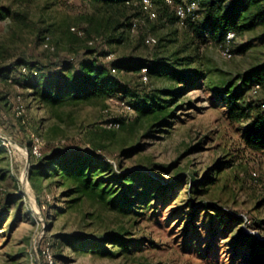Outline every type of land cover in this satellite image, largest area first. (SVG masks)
Listing matches in <instances>:
<instances>
[{"label": "rangeland", "instance_id": "rangeland-1", "mask_svg": "<svg viewBox=\"0 0 264 264\" xmlns=\"http://www.w3.org/2000/svg\"><path fill=\"white\" fill-rule=\"evenodd\" d=\"M155 6L158 18L150 20L93 0H0L9 10L0 20V131L12 145L11 153L0 142V264H35L46 241L55 264H264V150L245 145L250 120L232 117L229 104L238 93L253 112L264 100V90L255 95L240 85L249 68L264 63V25L237 33L234 56L226 58L205 27H184L171 8L159 0ZM132 17L140 21L136 32ZM47 35L53 50L42 45ZM147 36L158 43L146 45ZM93 48L113 53L111 62L163 58L194 87L111 70L133 108L124 112L117 97L53 102L73 96L58 93L77 73L73 67L36 77L19 72L20 60L106 63ZM155 89L173 93L165 97L169 107L146 114L143 98ZM112 120L121 126L109 127ZM34 136L43 139L42 157L104 154L107 162L85 169L99 187H85L78 165L68 172L63 162L57 174L44 158L28 156Z\"/></svg>", "mask_w": 264, "mask_h": 264}, {"label": "trees", "instance_id": "trees-1", "mask_svg": "<svg viewBox=\"0 0 264 264\" xmlns=\"http://www.w3.org/2000/svg\"><path fill=\"white\" fill-rule=\"evenodd\" d=\"M96 3L104 6H125L139 10L142 14L140 5L130 4L132 0H93ZM156 3L157 0H153ZM183 0H174V2H181ZM201 4V17L196 21L187 20L184 27L199 26L205 27L217 41L223 42L227 33L230 31L241 33L247 30H252L260 25H264V0H198ZM169 9L172 7L168 5L165 0H159ZM8 13L6 8L0 9V20L4 18V13ZM173 13V10H172ZM175 16V14L173 13ZM135 17H132L129 22ZM177 19V17L175 16ZM203 20V21H202ZM178 21V19H177ZM203 23V24H202ZM72 31V30H71ZM74 33V32H73ZM99 36V35H98ZM92 48V47H91ZM94 55L99 57L105 56L108 52L99 51V48L90 49ZM235 50H233V53ZM27 67V72H22L21 68ZM75 68L77 73L69 78L67 86H61L58 93L74 90L73 96L70 98H54L53 102H84L90 99H101L106 97L123 98V94L127 92L125 86L119 83L116 78L111 75L112 68H122L127 72L138 73L141 79V70L146 68L148 75L165 76L178 83L185 84V87H194L190 83V76L183 70L175 66L174 63H169L163 58L155 57L151 60H143L138 62L125 63L122 60H114L110 64L100 63L97 58L90 62L85 59L81 60H62L45 64L40 61H23L18 62L19 72L23 76L36 77L41 73H62L68 71L69 68ZM1 78V74H0ZM7 81L15 80L12 76L7 77ZM255 84L261 85V90H264V63L251 67L244 74L240 85L244 89H251ZM184 89V88H183ZM183 89L174 93L178 96ZM164 90L155 89L143 98L142 110L146 114L160 113L167 109L165 97L173 94ZM233 100L229 99L231 105V115L237 120L249 119V123L244 129L242 138L246 146L261 151L264 150V100H259L257 106L251 111V106L244 107L240 104L241 97L239 94H233ZM121 122V121H120ZM122 124V122H121ZM77 150H75L76 152ZM74 150L55 151L48 156H43L44 167L53 169L54 172L61 173L63 162L66 163V171L71 172L73 167L78 165V170L75 172L77 178L81 179L86 188L99 187L98 184L93 183L90 177L85 176V169L87 165L91 168L93 165H101L107 162L104 154L95 150L93 153L87 154L85 152H76ZM89 168V169H90ZM91 171V170H90ZM126 180H130L126 178ZM132 180V179H131ZM210 183V182H209ZM196 186H198L196 184ZM113 242H120L121 238H111ZM254 264H257L254 262Z\"/></svg>", "mask_w": 264, "mask_h": 264}, {"label": "built area", "instance_id": "built-area-1", "mask_svg": "<svg viewBox=\"0 0 264 264\" xmlns=\"http://www.w3.org/2000/svg\"><path fill=\"white\" fill-rule=\"evenodd\" d=\"M165 2L172 7L173 13L178 19V23L184 26L187 20L196 21L201 17V4L198 0H183L181 2H174V0H165ZM130 4L140 5L142 13L150 20H156L158 18V12L156 10V6L153 0H132L129 2ZM138 18H133L131 21L130 30L131 32H136L140 23ZM72 31L77 32L76 27L71 28ZM82 33V32H80ZM236 38V34L233 31L227 33L224 41L222 42V53L226 58H232L234 56V41ZM95 40H90L89 44L93 45ZM145 43L148 46H153L158 43V39L155 36H147L145 38ZM42 45L46 49L53 50L54 47L51 44L50 36H45L42 42ZM114 54L108 53L103 56V59L106 63H110L113 59ZM22 72H27V67L23 66L21 68ZM112 71L115 73L117 71L116 68H112ZM149 75L146 68H142L141 70V80L143 83H147L149 81ZM261 90L260 84H255L252 88L253 94H258ZM115 103L118 104L124 112H131L133 110L132 105L122 98L117 97ZM15 112L18 117L25 116L26 107L23 103L19 102L15 105ZM121 126L120 120H112L109 122V127L118 128ZM0 142L2 145L7 147L9 151L12 153V145L9 139L0 131ZM42 145L43 139L39 136H34L31 142V146L28 152V156H34L35 158L42 157ZM254 176H257V173H253ZM35 264H55V255L53 251V246L50 241L44 242L41 248V259H35Z\"/></svg>", "mask_w": 264, "mask_h": 264}]
</instances>
